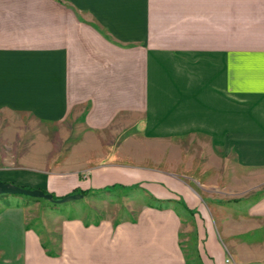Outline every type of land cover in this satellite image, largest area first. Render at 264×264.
<instances>
[{"label": "crops", "instance_id": "obj_1", "mask_svg": "<svg viewBox=\"0 0 264 264\" xmlns=\"http://www.w3.org/2000/svg\"><path fill=\"white\" fill-rule=\"evenodd\" d=\"M0 264H264V0H0Z\"/></svg>", "mask_w": 264, "mask_h": 264}, {"label": "rangeland", "instance_id": "obj_2", "mask_svg": "<svg viewBox=\"0 0 264 264\" xmlns=\"http://www.w3.org/2000/svg\"><path fill=\"white\" fill-rule=\"evenodd\" d=\"M84 175L87 176L88 172L86 171L84 173ZM101 195H103V194H99L98 196L100 197ZM94 198L97 199V197H94ZM123 199H125V200H123ZM129 199H130L129 195H127V194L125 195L123 193V195L120 197L119 200L113 199V200L110 201L111 205L109 206V208L112 209L113 206H114L113 204L116 203L117 201L120 202V205L127 204L129 202ZM125 219H129V218L121 217L119 220H125ZM188 237H189V242L187 243V248L188 249L185 248V250H186L185 252H186V255H189L192 258L193 257V251H194L195 239H194V235L193 234L189 235Z\"/></svg>", "mask_w": 264, "mask_h": 264}, {"label": "trees", "instance_id": "obj_3", "mask_svg": "<svg viewBox=\"0 0 264 264\" xmlns=\"http://www.w3.org/2000/svg\"><path fill=\"white\" fill-rule=\"evenodd\" d=\"M76 193V192H75ZM82 194H86L85 192L84 193H82Z\"/></svg>", "mask_w": 264, "mask_h": 264}]
</instances>
